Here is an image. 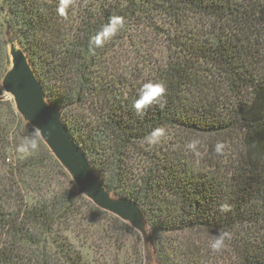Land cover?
<instances>
[{
	"label": "trees",
	"instance_id": "1",
	"mask_svg": "<svg viewBox=\"0 0 264 264\" xmlns=\"http://www.w3.org/2000/svg\"><path fill=\"white\" fill-rule=\"evenodd\" d=\"M58 6L59 0H0V79L7 25L49 102L65 108L62 122L103 186L142 208L159 264H212L203 237L221 232L228 233L229 264H264V0H72L64 16ZM113 16L123 17V26L93 46ZM131 41L140 45V64L151 67L134 81L108 68L115 45ZM146 45L161 47L158 60L154 52L143 56ZM149 81L163 82L166 92L137 115L133 102ZM1 107L13 128H0V159L10 166L0 180V264H88L59 228L80 215L82 202L119 232L139 237L77 197L12 104ZM156 128L164 135L148 144ZM17 131L42 149L7 165L19 149ZM54 172L65 188H53Z\"/></svg>",
	"mask_w": 264,
	"mask_h": 264
},
{
	"label": "water",
	"instance_id": "2",
	"mask_svg": "<svg viewBox=\"0 0 264 264\" xmlns=\"http://www.w3.org/2000/svg\"><path fill=\"white\" fill-rule=\"evenodd\" d=\"M3 35L8 66L0 79V96L10 100L24 126L41 133L38 138L73 183L76 196L129 226L141 238L144 258L159 264L155 238L140 205L103 186L88 156L64 126V108L57 109L49 102L27 53L14 40L7 25Z\"/></svg>",
	"mask_w": 264,
	"mask_h": 264
},
{
	"label": "rangeland",
	"instance_id": "3",
	"mask_svg": "<svg viewBox=\"0 0 264 264\" xmlns=\"http://www.w3.org/2000/svg\"><path fill=\"white\" fill-rule=\"evenodd\" d=\"M156 43H158L157 40ZM129 44H132V41L125 44L118 43L117 46L115 45V49L112 50L111 53L112 57L108 68L109 71L114 72L119 78L122 76L128 81H134L139 75H141V73L146 74L151 67L149 64L147 66V63L144 66L140 64L142 62L138 60V57H140L139 54L141 53L139 49L140 45L133 48L132 45ZM157 45H155V47H153V45H146V48L143 49V56L146 57L147 55L148 57L151 52H154L153 58L154 60H158L157 53L161 50V47H158ZM137 48L139 51H137ZM7 66L8 61L6 63V69ZM145 66H147V68ZM7 101L10 102L9 99L0 96V102ZM0 128H4L6 132L8 129L13 128L9 111L2 107L0 108ZM17 137V140L20 142H18L17 145L19 148L25 143V138L34 139L32 136L22 131H17ZM15 138L10 137V140H14ZM164 140L166 141V137H164ZM162 144H164L163 141ZM194 148L197 149V157L199 156L198 154L200 150L197 145H195ZM39 149H29L24 153L17 149V153L10 152L8 158L4 162L7 165L14 164V160L18 157L24 155H38ZM7 168L10 169V166H5L0 159V180L9 177L8 173L6 174ZM52 184L53 188L57 191L66 187L64 178L58 176L55 172L52 176ZM13 201L15 202L16 200L14 199ZM81 206V213L79 212L80 215H77L75 219L71 218L67 220L65 224L61 223L59 228L67 230L64 231L63 234H65V237L76 249L82 252L81 254H83L82 256L88 264H138L141 263V260L143 264H157L155 260L144 258L140 237L137 238L134 235L119 232L116 230L115 225L111 220L105 217H95L89 212L87 206L85 207V203L83 202ZM169 237L171 236H168L167 239ZM194 237H198L196 239L201 242L199 238H202L203 236L196 235ZM203 238L205 243L204 249H210L212 264H229L228 258H226L229 252L228 248L222 247L218 251L213 250L210 247L213 239L206 237ZM179 240L181 239L175 238L173 241L174 244H178ZM186 240V238L182 239V241Z\"/></svg>",
	"mask_w": 264,
	"mask_h": 264
},
{
	"label": "clouds",
	"instance_id": "4",
	"mask_svg": "<svg viewBox=\"0 0 264 264\" xmlns=\"http://www.w3.org/2000/svg\"><path fill=\"white\" fill-rule=\"evenodd\" d=\"M72 0H59L58 13L61 16L66 14V9L71 4ZM124 19L120 16L110 17L109 22L105 24L101 30L91 39V44L95 47H100L109 38L114 37L120 28L123 26ZM166 92V86L163 82H146L142 85L138 97L134 100L132 107L136 111L137 115H143V113L164 96ZM163 106V105H161ZM163 128H156L149 133L145 140L148 144H156L160 138L164 135ZM41 133L37 131L35 135L38 137ZM194 146V145H193ZM220 145H217V151L220 149ZM38 148L37 139L25 138V143L20 146V152H27L29 149L35 150ZM229 206L227 204L221 205V211H228ZM228 233H218L213 239L210 247L213 250H220L226 241Z\"/></svg>",
	"mask_w": 264,
	"mask_h": 264
}]
</instances>
